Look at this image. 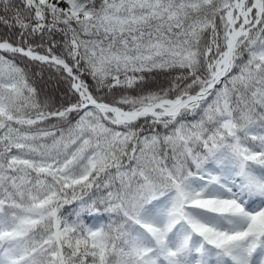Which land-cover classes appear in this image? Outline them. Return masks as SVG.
Segmentation results:
<instances>
[{
    "label": "snow or ice",
    "instance_id": "obj_1",
    "mask_svg": "<svg viewBox=\"0 0 264 264\" xmlns=\"http://www.w3.org/2000/svg\"><path fill=\"white\" fill-rule=\"evenodd\" d=\"M0 29V264H264V0H0Z\"/></svg>",
    "mask_w": 264,
    "mask_h": 264
},
{
    "label": "trees",
    "instance_id": "obj_2",
    "mask_svg": "<svg viewBox=\"0 0 264 264\" xmlns=\"http://www.w3.org/2000/svg\"><path fill=\"white\" fill-rule=\"evenodd\" d=\"M0 31H3V29H0ZM163 77H160L158 80L155 81V83H162L163 82Z\"/></svg>",
    "mask_w": 264,
    "mask_h": 264
}]
</instances>
